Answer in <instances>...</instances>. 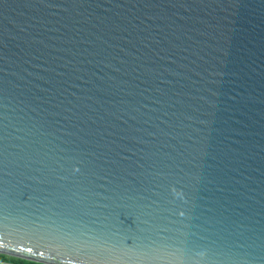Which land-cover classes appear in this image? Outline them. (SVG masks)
Listing matches in <instances>:
<instances>
[{"label": "water", "instance_id": "water-1", "mask_svg": "<svg viewBox=\"0 0 264 264\" xmlns=\"http://www.w3.org/2000/svg\"><path fill=\"white\" fill-rule=\"evenodd\" d=\"M0 253L264 264V0H0Z\"/></svg>", "mask_w": 264, "mask_h": 264}, {"label": "trees", "instance_id": "trees-1", "mask_svg": "<svg viewBox=\"0 0 264 264\" xmlns=\"http://www.w3.org/2000/svg\"><path fill=\"white\" fill-rule=\"evenodd\" d=\"M0 264H45L42 262L32 261L20 257L9 256L0 253Z\"/></svg>", "mask_w": 264, "mask_h": 264}]
</instances>
